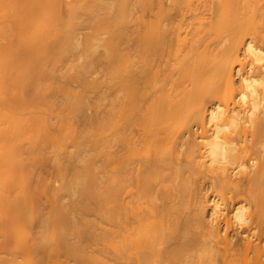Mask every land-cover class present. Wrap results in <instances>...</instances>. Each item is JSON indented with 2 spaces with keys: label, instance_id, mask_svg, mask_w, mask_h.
Here are the masks:
<instances>
[{
  "label": "bare ground",
  "instance_id": "6f19581e",
  "mask_svg": "<svg viewBox=\"0 0 264 264\" xmlns=\"http://www.w3.org/2000/svg\"><path fill=\"white\" fill-rule=\"evenodd\" d=\"M115 39L133 41L132 58ZM96 47L117 62L106 84L119 96L109 109L97 97L103 109L94 104L88 145L60 126L52 134L44 105L51 84L40 80L60 56L71 85L78 79L92 90L91 64H76L73 52L93 57ZM48 51L59 60L51 58L52 69ZM40 145L39 162L44 150L56 155L43 162L45 178L34 171ZM233 217L247 221L245 234L262 235L236 243ZM262 257L264 0H0V264H264Z\"/></svg>",
  "mask_w": 264,
  "mask_h": 264
},
{
  "label": "rangeland",
  "instance_id": "374dc122",
  "mask_svg": "<svg viewBox=\"0 0 264 264\" xmlns=\"http://www.w3.org/2000/svg\"><path fill=\"white\" fill-rule=\"evenodd\" d=\"M118 39H115V42H117L118 43V47H119V49L120 50H122L121 51V53L123 52V49L125 50V52H126V54L128 55V57L130 58H132V56L131 55H133V52H134V50L132 49L133 48V41H131V42H129V43H127V42H122V43H119L118 41H117ZM130 41V40H129ZM123 48H122V47ZM100 48V49H99ZM80 49V48H79ZM79 49H77V51H80ZM97 49H99V50H97ZM101 47H96V50H95V52L93 53V57L96 59L95 61H96V65H95V61L92 59L93 57H92V55H90V57H92V58H90V57H88V56H86V55H84V54H77V52L74 50V52L73 51H71V52H73L74 54H75V56L78 58V60L80 61H78L77 60V58L75 57V59L72 57V55H74L73 53H71L68 57L71 59V58H73L75 61L74 62H76V64H78V63H81V61H82V64H84L83 62H85V65H86V67L87 66H89L88 65V62H90L89 64H91L92 66L93 65H95V66H93V67H91V65L88 67V68H86V70L87 71H89V70H91V73H89L88 72V76L89 77H87V80H88V83L90 82L91 83V81L92 82H96L97 84H96V86H92V90H94L96 87V89L94 90V91H92V90H90L91 89V86H87V85H83V86H81V82L79 81V82H77L78 81V79H76L77 81H75L78 85H80V86H76V84L74 85V84H72L71 85V79H70V75L71 74H69V71L72 73L73 71H72V69H71V67L70 66H68L69 65V63H66L67 65H65V62H66V60H64V58L62 59V57H60L59 56V58H61V59H59L63 64H61V62L58 60V56H57V58H56V56H54L55 57V59H57L59 62H58V68L56 67V69H58V70H56V69H52L53 67H51V66H53V60H54V57H52L51 55H53L50 51H48V52H46V53H48L47 55H49V57H48V59L50 60V61H52V63L50 64V62H49V64H50V68L52 69V71H53V73H55V71H58V72H60V73H62V71L63 70H65L64 71V73H62V74H66V80H65V78L63 77V76H60V73H58V72H56L57 74H54V75H58L57 77H53V76H51L50 74H48V71H49V68H48V66L46 65L45 67H46V72H45V75L43 76L44 77V79H41L40 80V84L41 83H43L42 85V87H44V85H45V88L47 87V84H51V86L49 85V87H47V92L44 94L45 95V97H44V99H45V101H44V105L49 109V113L51 114V120L48 118V121L50 122V123H52V130H51V132H52V134H57V135H59V133H61V132H59V126L60 127H62L63 129H69L71 132H70V136H72L73 138H74V136H76L77 134H81L82 136H85V138L87 139H85L84 137H79V135L76 137V138H78V139H76V138H72L73 140H77V141H84V142H88V145H90V144H94V141H95V136H94V134L92 133L91 134V129H94L93 127H95V125L93 124V123H91L94 119L96 120V115H95V118H94V114H95V111H96V109H98L97 107H100V105L104 108V109H109L110 108V106H112V104L114 103V101L117 99V95L119 96V94H117V93H119L118 92V90H116V88L114 87V86H112V88L115 90V91H113L114 93H115V95L113 96V92H112V88H111V86H109L110 84H106V83H108V82H111L110 81V78H111V80H112V77H113V74H114V72L116 71L115 70V67H116V65H117V62H115V64H111V65H109V62H106L105 60H107L108 58L106 57V55H104V53H103V51L102 50H104V49H102ZM133 50V51H132ZM100 51H102L101 53H102V55L99 53ZM49 52H50V54H49ZM97 52V53H96ZM124 52V53H125ZM129 54H128V53ZM132 52V53H131ZM100 54V56H99V54ZM81 55H82V57H81ZM94 55H96V56H99L100 57V59H99V61H98V59L94 56ZM71 56V57H70ZM103 56V57H102ZM80 57H81V59H80ZM53 60H52V59ZM68 58V59H69ZM105 58V59H104ZM107 58V59H106ZM82 59H84V60H82ZM104 59V60H103ZM63 60L65 61V62H63ZM94 61V63H92ZM68 62V61H67ZM104 62H106L107 64L106 65H104ZM87 63V64H86ZM48 64V65H49ZM60 65H64L61 69H60ZM115 65V67H113ZM65 66L67 67V68H69V70H67V68H65ZM105 66H107V68H108V70H109V72H111V73H109L108 72V70H106V67ZM95 67V69L93 70V68ZM109 67H111V71H110V69H109ZM92 68V69H91ZM89 69V70H88ZM114 69V70H113ZM92 71L94 72V73H92ZM107 71V72H106ZM106 73H108V75L106 74ZM50 75V76H49ZM69 75V76H68ZM110 75V77H108ZM111 75H112V77H111ZM48 76H49V78H48ZM53 77V78H52ZM60 77H61V79L63 78L64 79V81H66V83L63 81V79H62V81L60 80H57L58 78L60 79ZM45 78H47V79H45ZM57 78V79H56ZM43 80V81H42ZM47 82H50V83H47ZM94 80V81H93ZM109 80V81H108ZM47 83V84H45V82ZM73 81V82H74ZM108 81V82H107ZM53 84H52V83ZM64 82V83H63ZM83 84V83H82ZM92 84V83H91ZM58 85V87H59V85H60V87H59V89H61V90H59L56 86ZM65 85H66V89H65ZM41 86V85H40ZM55 86V87H54ZM61 86H64V88L63 87H61ZM100 86V90H101V92L99 91L98 92V87ZM107 86V87H106ZM52 89H51V88ZM70 87H72V90L70 89ZM80 87V88H79ZM83 87H84V89H83ZM88 87H89V91H88ZM49 88V89H48ZM62 88L64 89V90H62ZM76 89L77 90V92H78V96L76 95V93H75V97L73 96V93H74V91H73V89ZM82 88V89H81ZM50 89H51V91H50ZM53 89H54V91H53ZM57 89H58V91H57ZM74 89V90H75ZM111 89V90H110ZM65 90H66V94L68 93V94H70L69 95V99L67 100V97H65V95L66 94H64L65 93ZM110 90V91H109ZM48 91L50 92V93H48ZM53 91V92H52ZM61 91H64L63 93L61 92ZM86 93H85V92ZM87 91H88V93H87ZM92 91V92H91ZM105 91V92H104ZM116 91H117V93H116ZM96 92V93H95ZM97 93H100V96H98L97 95ZM101 93H103V95H104V93H105V97H106V99L108 98V100H107V102H105L106 101V99H104V96L103 95H101ZM113 93V94H112ZM67 94V95H68ZM81 95V96H80ZM107 95H109V96H107ZM101 96H102V98H101ZM65 97V98H64ZM72 97V98H71ZM76 97H80L79 98V100H78V102H81V104L79 105L77 102H76V100H77V98ZM100 97L101 99H100V101H98L99 102V104L100 105H96L97 103L95 102L96 100H99L98 98ZM112 97V98H111ZM110 98H111V103H110ZM114 98H116V99H114ZM71 100L73 101L72 102V105L70 104L71 103ZM81 100H83V103H82V101ZM103 100H105V101H103ZM67 103H66V102ZM68 101L70 102V103H68ZM101 102V103H100ZM75 104V105H74ZM97 106H95V105ZM74 105V106H73ZM85 105V106H84ZM109 105V106H108ZM72 106V107H71ZM78 106V107H77ZM82 106V107H81ZM96 108H95V107ZM80 107V108H79ZM72 108V109H71ZM83 108V109H82ZM103 108H101L100 107V109H103ZM73 109H75V110H73ZM80 109H81V111H80ZM95 110V111H94ZM72 111V112H71ZM58 113H60V115L61 116H56L55 114H58ZM94 113V114H93ZM50 114H49V116L48 117H50ZM85 116V119H83V117ZM90 116V117H89ZM92 116V117H91ZM57 117V118H56ZM90 120V121H89ZM85 121H87V125L85 124ZM90 123V124H89ZM94 123H96L95 121H94ZM91 124H93V125H91ZM86 126V128H84ZM90 127L89 129H88V127ZM97 126H98V123H97ZM96 126V127H97ZM84 128V129H83ZM81 131H80V130ZM87 129V130H86ZM95 129H97V128H95ZM83 130H86L85 132L83 131ZM74 131H76L77 133H75L76 135H74L73 136V134H74ZM85 133V134H84ZM89 133V134H88ZM87 134H88V136H87ZM93 136V137H92ZM83 138H84V140H83ZM72 139H70V137H68L67 138V140L68 141H71ZM79 139H82V140H79ZM89 139H92L93 140V142L91 143L90 141H88ZM42 143H43V141L41 142V145H42ZM41 145H40V150H39V152L37 151V153H36V155L37 156H39V157H37V160L38 161H36L37 163H40V166H39V164H37V166H35V168L36 169H34V171L37 173V171H39V175L40 176H43V178H45V175L47 176V175H49V173L48 174H46V172H48V170L50 169V166L48 167V165H45L44 163H46V161H47V158H49V156L47 157V155L49 154V153H51L50 151H51V147L49 146V145H51V144H49L48 145V143H47V145L45 146L44 145V143H43V145L46 147V151H47V153L45 152V150H44V153H45V155H44V153L42 154V162H39V160L40 159H38V158H40V156H41V153H42V151H43V149L41 148ZM42 145V147H44ZM91 145V146H92ZM48 147H50L49 148V150H48ZM54 149V148H53ZM52 149V150H53ZM60 149V148H59ZM62 149V148H61ZM60 149V150H61ZM42 150V151H41ZM49 151V152H48ZM53 152L54 153H56L57 154V152L59 153V154H57V155H60V154H63L62 152H59V150L57 149V150H53ZM52 152V153H53ZM40 155H39V154ZM52 155H54V154H51L50 155V157L52 158L53 156ZM45 156V157H44ZM54 156H56V155H54ZM51 158H49L50 159V162H48L49 163V165H51V163H52V159ZM63 158V155L61 156V157H59V160L60 159H62ZM44 159V160H43ZM49 161V160H48ZM54 161V160H53ZM61 161V160H60ZM59 161V162H60ZM44 162V163H43ZM62 162V161H61ZM41 163H42V165H41ZM43 165H45V167L47 168V170L46 169H44V166ZM62 165H63V163H62ZM37 167H40V168H37ZM58 167V166H57ZM43 168V169H42ZM56 168V167H55ZM39 169V170H38ZM42 169V170H41ZM45 170V171H44ZM56 172H55V175L56 174H58V173H63V170L61 169V167H58V168H56ZM58 170H62L61 172L60 171H58ZM40 171H42V172H40ZM43 171H44V173H43ZM43 173V174H42ZM61 173V174H62ZM42 174V175H41ZM57 176V175H56ZM58 176H61L60 174L58 175ZM48 177V176H47ZM204 188H203V192H205L206 194H208V195H211V194H213V189H212V187L209 185L208 186V183H207V181H208V179L207 178H205L204 179ZM203 186V185H202ZM202 192V193H203ZM228 195H225L224 196V200H223V202H221V207H226V208H230L231 207V205H230V201H228ZM231 224H232V226L230 227V231H229V236H232L233 235V237H232V240L233 241H235L236 243L237 242H241V241H246L248 238L249 239H251V240H254L255 239V236L257 235V236H261L262 235V233L258 230L257 232H256V235H254V236H251V235H248V234H245L244 233V231L246 232V224H247V221L245 220V219H243V220H240L238 217H233L232 219H231ZM262 259H264V257H262Z\"/></svg>",
  "mask_w": 264,
  "mask_h": 264
}]
</instances>
